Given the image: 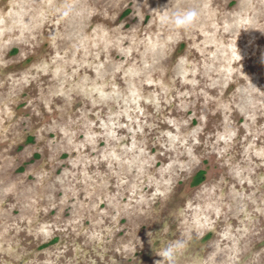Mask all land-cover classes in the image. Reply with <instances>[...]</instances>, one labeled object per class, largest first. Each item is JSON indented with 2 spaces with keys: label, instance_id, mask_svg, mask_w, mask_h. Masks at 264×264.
<instances>
[{
  "label": "rangeland",
  "instance_id": "rangeland-1",
  "mask_svg": "<svg viewBox=\"0 0 264 264\" xmlns=\"http://www.w3.org/2000/svg\"><path fill=\"white\" fill-rule=\"evenodd\" d=\"M141 2L0 0V264H264V0Z\"/></svg>",
  "mask_w": 264,
  "mask_h": 264
},
{
  "label": "clouds",
  "instance_id": "clouds-1",
  "mask_svg": "<svg viewBox=\"0 0 264 264\" xmlns=\"http://www.w3.org/2000/svg\"><path fill=\"white\" fill-rule=\"evenodd\" d=\"M141 0H137L139 5ZM71 13V8L67 5L62 10V15L68 17ZM201 13L196 8L180 9L173 11H166L162 16V22L170 25L174 30H186L193 27ZM194 237L188 234L185 237L166 240L159 249L160 261L159 264H178V259L183 255L192 245Z\"/></svg>",
  "mask_w": 264,
  "mask_h": 264
},
{
  "label": "flooded vegetation",
  "instance_id": "flooded-vegetation-1",
  "mask_svg": "<svg viewBox=\"0 0 264 264\" xmlns=\"http://www.w3.org/2000/svg\"><path fill=\"white\" fill-rule=\"evenodd\" d=\"M129 11L128 10H126L124 13L125 14H127ZM203 172L202 171H200V172H198L197 173V175H196V178L194 179L195 181V184H198V183H200V182H202V180H203V178H204V176H203Z\"/></svg>",
  "mask_w": 264,
  "mask_h": 264
}]
</instances>
